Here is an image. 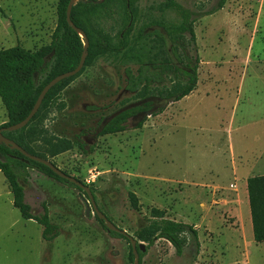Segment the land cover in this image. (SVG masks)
Instances as JSON below:
<instances>
[{
	"label": "rangeland",
	"instance_id": "1",
	"mask_svg": "<svg viewBox=\"0 0 264 264\" xmlns=\"http://www.w3.org/2000/svg\"><path fill=\"white\" fill-rule=\"evenodd\" d=\"M160 1H137V26L146 16H159L150 7ZM178 1L198 12L214 3ZM57 2L0 0V48L35 51L48 45ZM119 21L114 15L104 21V30L114 34ZM193 27L200 61L193 93L148 117L139 129L130 124L124 132L98 136L103 119L131 96L124 67L99 58L63 90L66 108L44 122L52 136L68 139L72 147L53 155L37 141L34 149L84 183L97 207L132 237L147 224L152 209L197 230L198 252L187 241L177 257L160 239L142 264H264V242L254 241L249 226L246 189L248 178L264 175V167L251 170V163L264 162V0H227ZM186 43L191 52L188 38ZM6 121L0 101V125ZM29 174L25 202L34 215L46 205L59 236L46 242L38 223L21 218L0 172V264H132L129 243L112 237L93 212L86 216L84 200H89L83 191L34 170Z\"/></svg>",
	"mask_w": 264,
	"mask_h": 264
},
{
	"label": "trees",
	"instance_id": "2",
	"mask_svg": "<svg viewBox=\"0 0 264 264\" xmlns=\"http://www.w3.org/2000/svg\"><path fill=\"white\" fill-rule=\"evenodd\" d=\"M69 1L57 2L56 26L48 45L35 51L19 45L0 48V101L7 115V121L0 128L15 125L25 119L42 88L56 76L73 70L85 55L81 71L50 88L38 111L25 127L2 133L28 153L54 165L53 161L37 153L33 144L42 141L52 150L53 155L72 147L68 139L52 136L44 122L49 114L66 108L61 99L62 92L84 68L93 66L99 58H105L111 65L124 67L125 89L131 94L129 98L121 101L122 107L119 110L103 119L98 136L124 132L130 124L134 129H139L148 117L160 115L170 104L184 99L195 90L200 61L193 25L196 20L221 10L227 0H214L210 9L201 12L178 0H161L156 7H150V10L156 8L159 16H146L140 26H137L138 0H78L71 9L70 18L72 25L85 33L88 40L86 49L83 47L85 37L66 22ZM202 4L204 3L200 7ZM114 15L120 18V23L117 31L112 34L104 30L103 23ZM186 38L191 52L188 50ZM79 147L85 150L83 144ZM93 149L94 147H89L87 151ZM29 170L67 186L79 188L58 177L46 165L26 158L15 148L0 144V172L10 186L13 207L18 209L23 220L38 223L42 227V239L50 242L59 236V228L50 221L47 206L43 205L41 214L34 215L25 202V184L30 178ZM246 189L253 239L256 243H261L264 242V175L248 178ZM129 200L132 209L137 210L138 201L133 193L129 194ZM95 218L107 231L103 220L96 214ZM107 218L111 221L108 216ZM109 234L129 243V260L134 264L128 238L113 231ZM133 237L137 241L139 264H142L148 250L160 239L173 247L177 257L183 255L187 241L194 244L196 252L199 250L195 227L171 220L159 209L151 210V218ZM139 242L145 243L144 252L139 250Z\"/></svg>",
	"mask_w": 264,
	"mask_h": 264
},
{
	"label": "water",
	"instance_id": "3",
	"mask_svg": "<svg viewBox=\"0 0 264 264\" xmlns=\"http://www.w3.org/2000/svg\"><path fill=\"white\" fill-rule=\"evenodd\" d=\"M78 0H70L68 5H67V9H66V22L69 26H71V28L73 30H75L76 32L80 33L82 35V37H85V42H84V49L87 48L88 46V40L86 39L85 33L75 27L74 25H72L71 22V18H70V13H71V9L73 7V5L77 2ZM84 61H85V55L82 56V58L80 59L78 65L71 71L62 73L58 76H56L55 78H53L51 81H49L40 91L37 100L34 104V106L32 107L31 111L29 112V114L25 117V119H23L20 123H17L15 125H11L8 127H1L0 128V144L4 143L8 146H10L11 148H15L17 149L22 155H24L26 158L37 161L39 163H42L44 165H46L47 167H49V169L55 173L58 177L73 183L74 185H76L80 190L84 191L87 195V198L89 200L85 202L86 205V216H89L91 214V209L93 210V213H95L97 215V217L101 220H103L105 226L107 227V232H116L119 233L125 237L128 238V240L130 241V246H131V250L132 253L134 255V264H139V253L137 250V241L130 236L126 231L120 229L119 227H117L112 221H110L101 211H99V209L97 208V205L95 203L94 200V196L92 194V192L90 191V189L84 185V183L80 182L78 179H76L73 176H70L68 174H66L64 171L60 170L56 165H54L52 162L42 159L38 156L32 155L30 153H28L27 151H25L23 148H21L20 146H18L16 143H14L13 141L7 139L6 137L3 136V132L8 131V132H12V131H16L19 130L23 127H25L29 121L32 119V117L35 115V113L38 111L45 95L47 94V92L50 90V88H52L54 85H56L58 82L62 81L63 79L72 77L74 75H76L77 73H79L81 71V69L83 68L84 65ZM138 248L141 252L145 251V243L144 242H139L138 243Z\"/></svg>",
	"mask_w": 264,
	"mask_h": 264
},
{
	"label": "crops",
	"instance_id": "4",
	"mask_svg": "<svg viewBox=\"0 0 264 264\" xmlns=\"http://www.w3.org/2000/svg\"><path fill=\"white\" fill-rule=\"evenodd\" d=\"M196 86H197V85H196ZM195 89H196V88H195ZM239 90H240V89H239ZM194 91H195V90H194ZM194 91H193V92H194ZM241 91H242V90H241ZM193 92H192V93H193ZM190 94H191V93H190ZM190 94H189V95H190ZM189 95H188V96H189ZM186 97H187V96H186ZM184 98H185V97H184ZM236 99H237V96H236ZM239 102H240V100H239ZM258 140H259V138H257V137L254 139V141H258ZM251 165L254 166V167H253L254 169H251V170L259 171V170H263L264 162L261 164V166H260L259 162H258V163H257V162H254L253 164L251 163ZM249 168H250V167H249ZM232 186H234V185H232ZM250 222H251V221H250ZM249 226H250V229H252L251 223L249 224Z\"/></svg>",
	"mask_w": 264,
	"mask_h": 264
},
{
	"label": "flooded vegetation",
	"instance_id": "5",
	"mask_svg": "<svg viewBox=\"0 0 264 264\" xmlns=\"http://www.w3.org/2000/svg\"><path fill=\"white\" fill-rule=\"evenodd\" d=\"M99 131V130H98ZM98 134V133H97ZM82 191V190H81ZM84 192V191H83ZM87 196V195H86ZM94 196V195H93ZM95 200V199H94ZM96 203V202H95ZM91 212H93V210L91 209ZM95 216V213H93ZM105 215V214H104ZM106 216V215H105ZM107 217V216H106Z\"/></svg>",
	"mask_w": 264,
	"mask_h": 264
}]
</instances>
